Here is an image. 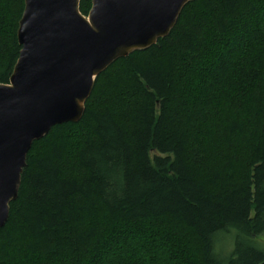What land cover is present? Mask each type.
<instances>
[{
  "label": "trees",
  "instance_id": "1",
  "mask_svg": "<svg viewBox=\"0 0 264 264\" xmlns=\"http://www.w3.org/2000/svg\"><path fill=\"white\" fill-rule=\"evenodd\" d=\"M24 7L0 0L2 85ZM262 262L264 0H194L33 144L0 264Z\"/></svg>",
  "mask_w": 264,
  "mask_h": 264
},
{
  "label": "water",
  "instance_id": "2",
  "mask_svg": "<svg viewBox=\"0 0 264 264\" xmlns=\"http://www.w3.org/2000/svg\"><path fill=\"white\" fill-rule=\"evenodd\" d=\"M90 1L85 17L81 0H24L20 55L9 84H0V230L33 144L79 122L97 77L167 37L194 0Z\"/></svg>",
  "mask_w": 264,
  "mask_h": 264
}]
</instances>
